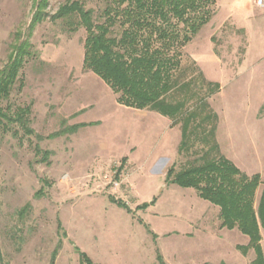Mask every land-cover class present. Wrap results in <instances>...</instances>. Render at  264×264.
Wrapping results in <instances>:
<instances>
[{
    "label": "rangeland",
    "instance_id": "1",
    "mask_svg": "<svg viewBox=\"0 0 264 264\" xmlns=\"http://www.w3.org/2000/svg\"><path fill=\"white\" fill-rule=\"evenodd\" d=\"M69 1L97 20L107 0H49L30 38L31 55L3 102L31 106L32 130L11 126L0 134L3 263L80 264L82 253L92 264H250L254 253L240 250L247 237L221 227L218 208L192 188L166 183L169 168L176 173L198 162L206 147L192 137L178 154V122L120 105L83 69V28L71 32L69 21L50 20ZM34 4L0 0V70ZM193 62L219 87L207 103L218 119L220 153L260 177L257 204L264 184V7L217 0L212 19L183 50L182 69ZM198 73H185L197 95L187 109L206 94ZM260 245L264 260V234Z\"/></svg>",
    "mask_w": 264,
    "mask_h": 264
},
{
    "label": "trees",
    "instance_id": "2",
    "mask_svg": "<svg viewBox=\"0 0 264 264\" xmlns=\"http://www.w3.org/2000/svg\"><path fill=\"white\" fill-rule=\"evenodd\" d=\"M48 4L49 0H35L30 24L26 31L14 33L8 61L0 70V134L11 126L32 134L31 106L12 109L4 107L3 102L8 100L25 59L31 55L30 38L44 19ZM216 6L217 0H107L95 20L92 10L79 1H69L50 20L69 21L71 32L83 28V69L106 84L120 105L154 111L180 124L178 154L188 149L192 137L206 147L198 162L176 173L169 168L166 183L192 188L218 208L220 226L235 228L247 237V245L240 250L254 253L250 264H264L260 245L264 234V184L255 204V193L261 185L259 175L247 176L240 171L220 153L215 138L218 119L207 99L218 91V85L206 82L194 62L190 69L181 67L185 46L209 23ZM73 19L76 22L70 21ZM189 70L199 72L206 92L191 109L187 104L197 95L193 81H185ZM179 94L181 98L176 102L168 101V96ZM29 208L25 205L20 215ZM79 256L80 264H92L84 254ZM0 264H4L1 253Z\"/></svg>",
    "mask_w": 264,
    "mask_h": 264
},
{
    "label": "built area",
    "instance_id": "3",
    "mask_svg": "<svg viewBox=\"0 0 264 264\" xmlns=\"http://www.w3.org/2000/svg\"><path fill=\"white\" fill-rule=\"evenodd\" d=\"M257 5H258L259 7H264V2H263V0H257Z\"/></svg>",
    "mask_w": 264,
    "mask_h": 264
},
{
    "label": "crops",
    "instance_id": "4",
    "mask_svg": "<svg viewBox=\"0 0 264 264\" xmlns=\"http://www.w3.org/2000/svg\"><path fill=\"white\" fill-rule=\"evenodd\" d=\"M221 149H223L222 147H221ZM225 151V150H224ZM229 160V159H228ZM231 161V160H230Z\"/></svg>",
    "mask_w": 264,
    "mask_h": 264
}]
</instances>
